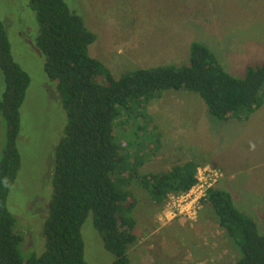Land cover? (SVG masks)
I'll return each instance as SVG.
<instances>
[{"label": "rangeland", "instance_id": "1", "mask_svg": "<svg viewBox=\"0 0 264 264\" xmlns=\"http://www.w3.org/2000/svg\"><path fill=\"white\" fill-rule=\"evenodd\" d=\"M64 1L97 36L90 56L103 62L117 80L137 69L188 66L193 43L208 47L225 71L238 79L247 76L248 68L264 64V0ZM0 18L15 60L31 78L21 108L22 166L8 198L16 229L25 238L21 253L28 258L46 249L44 228L56 150L68 117L58 82L44 70L46 56L37 46L39 25L30 0H0ZM5 88L0 72V98ZM144 115L118 127L120 153L139 157L141 174L164 172L188 160L216 169L222 176L215 188L230 193L235 207L252 217L264 235V104L248 120L234 117L226 123L210 115L199 95L167 91L148 105ZM5 143L6 124L0 113V161ZM135 194L145 228L138 231L140 244L128 252L130 264L235 262L231 246L207 212L202 218L199 214L191 220L170 219L164 208L153 216L154 206L143 199L144 193ZM94 218L90 213L82 228L86 262L112 264L115 257L105 248Z\"/></svg>", "mask_w": 264, "mask_h": 264}, {"label": "trees", "instance_id": "2", "mask_svg": "<svg viewBox=\"0 0 264 264\" xmlns=\"http://www.w3.org/2000/svg\"><path fill=\"white\" fill-rule=\"evenodd\" d=\"M30 6L39 25L37 46L46 56L44 70L58 82L68 124L56 150L46 249L25 258V238L16 229L8 198L22 166L21 108L31 78L15 60L0 18V72L6 85L0 98L6 124L0 161V264H87L82 228L90 213L105 248L115 257L112 264H130L128 252L140 244L138 231L145 228L135 192L144 193L156 216L169 197L197 184L200 164L188 160L164 172L141 174L140 158L120 153L118 127L145 117L148 105L165 92L180 90L199 95L215 119L248 120L264 104V64L248 68L247 76L238 79L208 47L193 43L188 66L137 69L117 80L103 62L90 56L97 36L64 0H30ZM137 130L132 133L139 137ZM201 204V218L206 212L213 218L236 255L233 264H264V235L252 217L235 207L230 193L210 188Z\"/></svg>", "mask_w": 264, "mask_h": 264}, {"label": "built area", "instance_id": "3", "mask_svg": "<svg viewBox=\"0 0 264 264\" xmlns=\"http://www.w3.org/2000/svg\"><path fill=\"white\" fill-rule=\"evenodd\" d=\"M221 173L211 167L198 168L197 184L187 193L169 197L165 212L167 218L184 217L196 219L202 208L201 201L210 188L221 179Z\"/></svg>", "mask_w": 264, "mask_h": 264}]
</instances>
